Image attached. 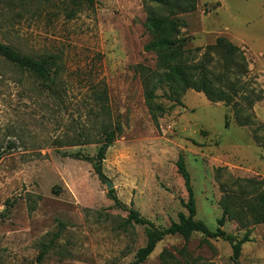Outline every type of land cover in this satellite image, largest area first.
Wrapping results in <instances>:
<instances>
[{
	"label": "rangeland",
	"instance_id": "obj_1",
	"mask_svg": "<svg viewBox=\"0 0 264 264\" xmlns=\"http://www.w3.org/2000/svg\"><path fill=\"white\" fill-rule=\"evenodd\" d=\"M149 5L0 3V42L51 63L49 78L41 80L0 55V264H131L147 243L146 227L126 224L128 212L115 206L107 180L123 204L168 227L188 214L180 155L196 219L212 231L223 216L220 180H257L264 189V148L254 138L264 126V0H197L194 12L177 16L186 49L203 54L224 37L245 52L246 80L263 96L252 126L238 125L231 106L192 89L176 101L159 90L156 104L165 112L153 119L143 83L157 67V54L145 50L152 38L145 26ZM115 124L123 132L107 151L101 178L94 157ZM218 168L227 169L220 180ZM249 228L238 264H264V223ZM224 229L237 239L246 233L235 219ZM44 246L48 253L39 261ZM144 264L236 263L229 242L195 233L189 241L167 236Z\"/></svg>",
	"mask_w": 264,
	"mask_h": 264
},
{
	"label": "trees",
	"instance_id": "obj_2",
	"mask_svg": "<svg viewBox=\"0 0 264 264\" xmlns=\"http://www.w3.org/2000/svg\"><path fill=\"white\" fill-rule=\"evenodd\" d=\"M2 1L0 0V3ZM83 1L90 5L95 3V0ZM144 1L152 4L149 5L151 10H149L145 23L152 38L145 46V50L157 54L156 69L148 70L143 77L145 97L150 105L153 119L157 120L158 113L165 112L162 106L156 104L159 90L165 91L164 95L169 100L176 101L177 96H181L192 89L204 93L211 102H224L231 106L238 125H254L253 108L255 103L263 99V96L261 90L251 88L246 80L249 75V63L241 47L234 45L224 37H220L215 44L207 46L203 54H200L203 48L186 49L185 45L188 39L181 36L180 30L184 26V22L177 16L194 12L197 9V0ZM0 55L17 67L30 71L38 79L47 80L51 74V63L48 60L35 59L30 55L22 54L2 42H0ZM262 130H264L263 125L255 129L254 138L264 148V135L259 134ZM122 132L121 124H115L105 131L104 141H102L103 143L94 157L95 170L101 178L104 177L102 165L107 151ZM1 157L2 154H0V159ZM83 157L84 159H91L88 156ZM177 168L184 179L188 192V201L183 202L188 214L180 213L178 221H173L168 227L159 228L155 226L138 210L123 204L114 190L109 192L115 206L128 212L126 224L146 227L147 243L138 250L136 259L131 264H144L154 252L157 244L167 236L179 235L189 241L195 233L203 234L207 239H221L229 242L233 249V260L238 264L243 244L250 241V223H264V189L259 188L261 183L251 179H233L231 176H229L231 182L229 179L222 181L220 180L221 173L224 171L227 173V169L218 168L217 178L220 180L221 188L224 191L221 200L223 216L218 220V228L212 231L202 220L196 219V199L191 176L183 155H180L177 161ZM239 191H241V195ZM246 193L249 199H245L244 204H242L240 200ZM248 213L250 216L247 215ZM228 219L237 220L246 229L242 239H237L235 235L224 229ZM48 249L49 247L44 246L38 258L39 261L44 259Z\"/></svg>",
	"mask_w": 264,
	"mask_h": 264
},
{
	"label": "water",
	"instance_id": "obj_3",
	"mask_svg": "<svg viewBox=\"0 0 264 264\" xmlns=\"http://www.w3.org/2000/svg\"><path fill=\"white\" fill-rule=\"evenodd\" d=\"M107 188L111 190L113 188V183L109 180H107Z\"/></svg>",
	"mask_w": 264,
	"mask_h": 264
}]
</instances>
